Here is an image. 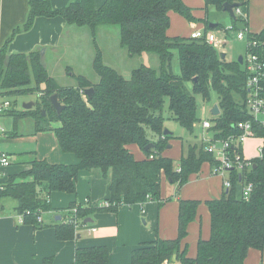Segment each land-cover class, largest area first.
Segmentation results:
<instances>
[{
	"label": "trees",
	"instance_id": "16d2710c",
	"mask_svg": "<svg viewBox=\"0 0 264 264\" xmlns=\"http://www.w3.org/2000/svg\"><path fill=\"white\" fill-rule=\"evenodd\" d=\"M203 2L206 14L210 7L223 12V4L229 3L237 4L248 19L249 0ZM28 7L23 29L39 16H60L68 25L88 26L92 36L97 26H118L119 44L128 56L155 54L159 68L140 66L125 79L102 63L101 53L96 48L92 68L98 82L76 77L75 87L63 88L48 75L40 51L8 54L7 43L2 46L0 98L29 94L31 81L34 83L31 90L40 95L36 109L10 107L1 114L11 116L15 122L31 117L36 133L52 131L60 150L72 154L78 161L73 165H51L34 159L28 163V169L8 176L0 184V198L16 201L15 210L23 214L24 223L38 225L37 216L52 210L48 201L51 193L75 194V182L82 171L99 169L104 176L110 174L107 201L112 206L85 208L71 203L67 209L76 208L74 219L80 225L93 212H116L121 205L143 204L149 199L161 204L162 176L180 188L190 176L200 172L203 164L212 172L217 163L204 151L199 137L197 144L190 145L173 135H163L160 112L166 100L170 117L189 134L200 122L196 97L209 104L212 93L220 110L219 115L210 119V131L215 133V138L238 135L234 124L251 121L244 106L246 74L237 60L226 61L203 39L168 36L170 12L188 23L197 21L193 10L182 0H105L98 9L94 7V0H79L59 9H52L46 0H34ZM230 19L232 24L240 20L238 17ZM199 21L206 25L205 30L222 28L219 24L210 28L206 20ZM18 31L14 30L13 34ZM252 36L264 40V25L260 33ZM174 53L179 74L172 69ZM88 88L94 90L90 98L83 94ZM53 94L64 106L59 115L49 101ZM52 124L57 126L52 127ZM147 131L156 139H149ZM253 131L255 138L262 139L260 155L250 159L249 168L231 169L227 174L229 188L223 189L220 198L204 202L210 218L209 238H199L195 257H187V249L181 248V242L201 203L179 200L176 239L141 244L132 251L131 264H162L172 261L174 256L180 264H243L250 249H264V127L254 124ZM171 140H178L182 145V156L177 162L163 155L170 148L167 145ZM149 143L154 147L145 150ZM128 145H136L145 159L136 160L127 150ZM234 150L239 148L231 152ZM247 184L251 189L244 196ZM55 230L58 240H73L76 236V227L65 221ZM108 260L106 247H83L75 249L71 264H108ZM44 264L52 262L47 259Z\"/></svg>",
	"mask_w": 264,
	"mask_h": 264
},
{
	"label": "crops",
	"instance_id": "0c3cea01",
	"mask_svg": "<svg viewBox=\"0 0 264 264\" xmlns=\"http://www.w3.org/2000/svg\"><path fill=\"white\" fill-rule=\"evenodd\" d=\"M30 1L34 0H0V49L7 43L8 54H27L42 50L41 56L44 59L47 52L51 54L56 52L59 43L68 37L72 26L75 25H68L60 16L50 18L39 16L34 18L27 29H23ZM46 1L50 3L52 9H59L79 0ZM104 1L94 0V7L100 8ZM182 1L193 10L195 17L194 8L200 7L201 3L195 4V0ZM201 1L204 5L203 0ZM257 1L261 3L264 15V0H249V10L257 5ZM169 16L170 27L167 34L169 37H176L172 25H179L182 17L173 12H170ZM16 29L19 31L13 34ZM224 59L227 61L226 53ZM5 117L9 116L0 114V118ZM28 118L34 129L32 134L29 133L28 138H23L17 130L21 119L22 122L25 120L23 118L16 122L10 119L11 131L7 130L8 123L3 127L0 125V152L5 153L10 161L8 167L0 169V183L10 175L28 169V163L34 159L44 160L51 165L78 163L72 154L60 150L52 131L36 133L34 119ZM148 137L151 140L156 139L152 134ZM251 139L259 138L248 140ZM24 140L26 143H21L24 145L17 143ZM244 144L242 154L246 158ZM168 145L170 148L165 150L163 155L175 162L179 161L183 152L181 142L171 140ZM126 148L136 160L145 159L136 145H128ZM109 183L110 174L104 176L99 169L80 172L75 182V194L68 195L61 192L50 194L49 202L52 210L42 214V223L38 225L20 224L15 210L16 201L11 198H0V264H44L47 259H50L52 264H71L76 248L94 246H104L108 249V264H131V253L141 244L157 239H176L179 200H197L201 203L195 219L188 224L185 239L181 242V248L187 249V257L194 258L199 238L204 240L209 238L210 218L204 202L220 198L223 191L222 178L213 175L207 164H203L200 172L190 176L188 182L180 188L176 184L169 183L162 176L161 204L149 199L143 204L121 205L116 212H93L88 217L92 223L77 228L73 240H58L55 229L65 221L64 211L68 206L71 203H78L85 208H99V205L109 197ZM89 228H94L95 231L89 233ZM243 264H264V249L261 251L250 249Z\"/></svg>",
	"mask_w": 264,
	"mask_h": 264
},
{
	"label": "rangeland",
	"instance_id": "374dc122",
	"mask_svg": "<svg viewBox=\"0 0 264 264\" xmlns=\"http://www.w3.org/2000/svg\"><path fill=\"white\" fill-rule=\"evenodd\" d=\"M194 3H201L200 7L194 8V15L197 21L194 22V24L189 25L184 18H181V23H179V25H172V30L176 33V37L188 38L193 31H204L206 25L199 20H206L210 24H219L224 28L231 25V19L226 12L216 11L210 7L208 13L206 14L205 11L201 9L204 6L201 0H195ZM263 24L264 15L261 3L257 1V5L249 10L247 27L250 32L260 33L263 28ZM71 29L72 30H70L68 37L64 38L59 43L56 52L53 54L47 52L43 59L48 75L52 77L60 87H75L77 85L76 77H84L91 83L98 82V77L92 68V62L96 56V48H98L101 53L102 63L114 69L125 79H129L131 72L140 66H146L154 70H158L159 68L158 58L155 54L145 53L139 56H128L125 48L121 47L119 44L118 26H97L93 31V36L88 26H72ZM223 50L226 52L227 61H236L238 56L244 54V45L231 37L224 46ZM217 53L219 54L218 51ZM174 54L172 69L175 74H179L177 54ZM32 87H34L33 81H31L28 86L29 94L2 97L0 98V104L7 101L10 103L11 108L13 107L16 110H22V106L24 104L32 103L33 106L31 109H36V103L39 101L40 93L33 92L31 90ZM196 99L198 104L199 119L204 117L211 119L212 116L209 114V108L211 107V104L212 106L213 104H216V95L214 93L211 94V103L209 104L201 102L199 97H196ZM160 113L163 119L164 130H167L172 133L174 137H178L190 145L198 143L197 137L200 132L199 124H196L193 132L189 134L170 117L167 100L164 102ZM10 119L12 120L13 118L11 116L0 118V125L3 127L6 123H8L9 128L7 130L9 131L12 130V123ZM23 119L25 120L22 122L21 119L17 130L23 135V138H28L30 136L29 133H33L34 129L30 118L25 117ZM51 126L56 127L57 124H52ZM147 134L149 136L151 135L149 131H147ZM17 143L21 144L26 142L24 140L17 141ZM261 145L262 141L259 139L248 140L243 147L246 158H257L259 156L257 148ZM87 225L88 223L84 226Z\"/></svg>",
	"mask_w": 264,
	"mask_h": 264
},
{
	"label": "built area",
	"instance_id": "2783aa9c",
	"mask_svg": "<svg viewBox=\"0 0 264 264\" xmlns=\"http://www.w3.org/2000/svg\"><path fill=\"white\" fill-rule=\"evenodd\" d=\"M234 17L240 19L238 22L232 24L227 28H218L204 31H193L190 38L203 39L208 45L212 46L219 54H224V46L232 37L234 40L243 43L244 54L241 55L242 63L241 69L246 74L245 83V101L244 106L247 114L251 117V121H240L234 124V127L239 132L238 135H231L225 139H217L214 137L215 133L211 132V121L208 118L200 119L199 141L204 145V151L213 156L217 163L212 170L213 175H218L223 180V189L229 188V181L227 174L231 169L242 170L251 166L250 159H246L242 154V146L246 140L254 138L253 125L257 124L264 127V40L254 38L247 27L246 15L239 7L233 8ZM211 37V39H210ZM253 37V38H252ZM212 107V105H211ZM10 109V103L5 101L0 104V114ZM211 109V108H210ZM209 109V114H210ZM211 115V114H210ZM212 116V115H211ZM238 149L239 152L233 149ZM261 147L258 148L260 155ZM152 158V156H150ZM10 165L9 157L0 152V169L6 168ZM2 187H0V190ZM251 186L247 184L244 189V196L250 191ZM48 200V199H47ZM49 201V200H48ZM112 206L107 200L103 201L99 208H109ZM76 208L66 209L64 217L66 223L73 224L76 229L85 227L80 225L74 214ZM42 214L36 218L37 224L42 223ZM17 220L21 224L24 223L23 214H17ZM94 228H89L88 232H94ZM162 264H180L175 261H164Z\"/></svg>",
	"mask_w": 264,
	"mask_h": 264
},
{
	"label": "water",
	"instance_id": "95a60500",
	"mask_svg": "<svg viewBox=\"0 0 264 264\" xmlns=\"http://www.w3.org/2000/svg\"><path fill=\"white\" fill-rule=\"evenodd\" d=\"M235 7H238V5H237V4L224 3V4H223V7H222V11H223V12H226V13H227L232 19H235L234 14H233V11H232L233 8H235ZM214 25H215V24H210L209 27L212 28ZM42 54H43V51L41 50V51H40V55H42ZM221 57L224 58V54H222ZM237 62H238L239 64L242 63L241 55L238 56V58H237ZM194 81H196V79H194ZM93 93H94L93 88H88V89H85V90L83 91V94H84L86 97H88V98H90V97L92 96ZM49 101H50L52 107L54 108L55 112L57 113V115H59L60 112L64 109V106L61 105L60 102L58 101V99H57V95H56V94L51 95V96L49 97ZM32 106H33L32 103L24 104V105L22 106V109H23V110H30V109L32 108ZM219 113H220V110H219V108H218V105H217V104H213V106H212L211 109H210V114H211L212 116H217V115H219ZM42 116H43V117L45 116V112H44V111H42ZM163 135H164V136H167V135H170V136H171L172 133L168 132L167 130H164V131H163ZM153 147H154V145H153L152 143H149V144L145 147V150L151 149V148H153ZM169 147H170V146L167 145V148H169ZM87 223H92V220L89 219V218H87V219H85V220L83 221V224H84V225H86ZM175 260H176V257L174 256V257H173V261H175Z\"/></svg>",
	"mask_w": 264,
	"mask_h": 264
},
{
	"label": "clouds",
	"instance_id": "9594fccd",
	"mask_svg": "<svg viewBox=\"0 0 264 264\" xmlns=\"http://www.w3.org/2000/svg\"><path fill=\"white\" fill-rule=\"evenodd\" d=\"M210 39H211V37H210Z\"/></svg>",
	"mask_w": 264,
	"mask_h": 264
}]
</instances>
